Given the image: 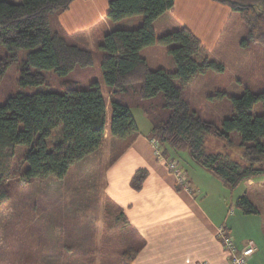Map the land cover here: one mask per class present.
I'll use <instances>...</instances> for the list:
<instances>
[{
    "label": "trees",
    "instance_id": "16d2710c",
    "mask_svg": "<svg viewBox=\"0 0 264 264\" xmlns=\"http://www.w3.org/2000/svg\"><path fill=\"white\" fill-rule=\"evenodd\" d=\"M74 1L0 0V83L16 62L23 88L43 86L51 71L64 78L62 92L16 93L0 106V206L10 198V179H63L72 165L103 146L107 128L109 137L123 143L117 147L123 151L139 133L132 113L137 105L151 120L150 139L158 142L159 159L168 162L170 154L186 155L229 189L264 177V93L247 91L233 98L234 113L222 127L192 109L183 93L186 84L208 69L223 70V66L207 58L200 62L202 41L185 26L157 38L154 23L173 9L176 0H109L107 18L112 23L135 16H143V22L137 28L112 29L100 43L108 97L98 81L82 87L79 81L66 79L78 67L91 68L96 62L94 52L69 41L57 26L58 16ZM213 1L239 14L248 29L247 44L264 46V0ZM156 43L170 47L176 70L151 68L142 52ZM22 51H27L26 57H21ZM260 103L263 112L258 114L254 110ZM210 138L218 146L211 148ZM18 147L26 148L21 156L16 154ZM148 176V170H137L132 188L142 190ZM113 205L134 236L121 253L122 263L132 264L146 242L123 209ZM235 205L245 215L260 214L247 194L238 197ZM93 251L88 256L95 257Z\"/></svg>",
    "mask_w": 264,
    "mask_h": 264
},
{
    "label": "rangeland",
    "instance_id": "374dc122",
    "mask_svg": "<svg viewBox=\"0 0 264 264\" xmlns=\"http://www.w3.org/2000/svg\"><path fill=\"white\" fill-rule=\"evenodd\" d=\"M8 1L19 3L21 0ZM178 3V14L189 13L186 0H178ZM191 3L195 11H205L200 3L196 5V0ZM231 13L219 33L202 29L196 14L186 19L189 20L186 24L193 26L194 34L203 44L200 62L207 58L222 65L223 70L211 68L196 75L186 84L184 97L201 118L218 127L233 115V98L247 91L264 93V46L247 44V26L238 13L232 10ZM142 22L143 16L126 18L118 23L101 20L93 29H87L86 35L85 32L67 35L69 41L78 44L81 40L79 45L94 52L96 62L91 68L78 67L66 79L79 81L82 87L98 81L107 97L100 43L110 30L137 28ZM181 27H184L182 23L168 15L154 23L157 38ZM142 54L148 58L152 69L176 70L169 46L156 43L144 49ZM20 55L26 57L27 51ZM19 78L20 63L16 62L0 83V106L16 93L62 92L64 78L52 71L46 73V84L40 87L23 88ZM262 110L260 103L254 112L261 114ZM208 141L211 148L218 146L216 140L210 138ZM25 149L18 147L17 156ZM111 149V143L107 142L97 152L72 165L63 179L51 177L28 182L16 176L8 181L10 198L0 206V264H123L121 253L134 236L131 228L119 219L117 208L104 191L105 170L116 152ZM233 149L239 151L237 146ZM260 184H254L255 187L249 188L246 194L261 211L264 221V185ZM92 250L95 257L87 254Z\"/></svg>",
    "mask_w": 264,
    "mask_h": 264
},
{
    "label": "crops",
    "instance_id": "0c3cea01",
    "mask_svg": "<svg viewBox=\"0 0 264 264\" xmlns=\"http://www.w3.org/2000/svg\"><path fill=\"white\" fill-rule=\"evenodd\" d=\"M193 1L186 0L187 7L190 6L189 13L178 14L180 6L176 0L166 15L194 33L193 26L189 22L186 24L189 21L186 19L196 14L202 29L219 33L232 14L231 9L213 0H196V5L200 3L205 9L199 13L195 11ZM108 10L109 0H75L67 11L58 16L57 26L66 37L79 32L86 35L87 29H93L99 21L108 19ZM145 59L150 65L148 58ZM132 113L139 133L124 150L118 151L123 143L109 137L108 128L103 144L111 143L112 151L116 148L105 170V194L123 209L131 227L146 242L132 264H230L218 236L222 227L233 237L238 249L253 241L256 251L249 264H264L262 213L248 216L235 205L237 198L246 194L249 188H254V184L264 185V179H249L230 190L194 165L186 155L170 154L168 162L177 161L187 174L189 184H181L169 170L168 162L158 158L150 139L152 123L147 114L138 105L132 107ZM107 117L110 123L109 111ZM140 169L148 170L149 176L142 190L136 191L131 180Z\"/></svg>",
    "mask_w": 264,
    "mask_h": 264
},
{
    "label": "built area",
    "instance_id": "2783aa9c",
    "mask_svg": "<svg viewBox=\"0 0 264 264\" xmlns=\"http://www.w3.org/2000/svg\"><path fill=\"white\" fill-rule=\"evenodd\" d=\"M152 143L156 148V153L159 154L157 148L158 142L156 140H153ZM167 165L171 173H173L176 176L177 181L185 184L187 179L181 173L177 161H170L167 163ZM218 236L221 240V243L224 247L226 254L228 255V258L230 259V264H249V260L251 256L256 251L255 243L253 241H250L244 248L238 249V247L234 242L233 237L226 232V229L224 227L219 229ZM201 264H207V263H201Z\"/></svg>",
    "mask_w": 264,
    "mask_h": 264
}]
</instances>
